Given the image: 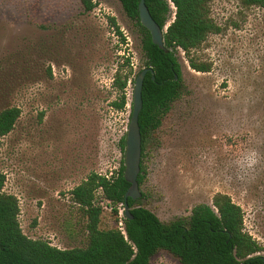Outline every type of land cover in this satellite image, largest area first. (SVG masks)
<instances>
[{
	"label": "rangeland",
	"instance_id": "1",
	"mask_svg": "<svg viewBox=\"0 0 264 264\" xmlns=\"http://www.w3.org/2000/svg\"><path fill=\"white\" fill-rule=\"evenodd\" d=\"M93 2L85 12L80 0H0V110H20L0 138L4 191L18 200L23 234L60 249L87 243L85 218L69 193L90 173L110 177L124 164L119 140L134 79L145 68L139 32L120 3ZM209 11L220 32L192 56L210 69L194 71L177 50L183 89L148 138L139 204L167 223L225 194L264 249V10L211 0ZM173 15L169 3L165 27ZM126 58L133 70L127 104L115 111L113 77ZM102 205L99 228H113ZM148 264L180 262L158 251Z\"/></svg>",
	"mask_w": 264,
	"mask_h": 264
},
{
	"label": "trees",
	"instance_id": "2",
	"mask_svg": "<svg viewBox=\"0 0 264 264\" xmlns=\"http://www.w3.org/2000/svg\"><path fill=\"white\" fill-rule=\"evenodd\" d=\"M128 19L134 22L141 38L144 67L151 68L142 85V108L138 117L141 135V163L138 185L142 182V160L150 134L155 131L162 117L181 96L183 83L176 52L181 50L191 69L206 73L209 65L197 62L192 51L210 34L220 32L210 17L211 0H145L152 19L163 29L169 13V2L174 6V17L163 34L167 52L153 45L148 31L138 18L140 0H117ZM85 12H91L93 0H80ZM246 7L264 10V0H241ZM114 32L122 38L119 28L111 19ZM191 54V55H190ZM125 68V70H123ZM133 75L132 65L126 58L113 77V85L119 92L111 103L112 109L122 111L127 104L125 89ZM137 76V75H136ZM264 103V89H261ZM132 107V103H131ZM17 107L0 110V138L9 134L18 118ZM124 151V137L119 140ZM124 167L110 177L90 173L83 182L74 187L69 195L85 218L87 243L81 248L60 249L40 239H31L23 234L19 221L17 198L4 191L5 176L0 174V264H148L158 251H167L180 264H264V249L243 227V211L225 194H216L211 205L199 204L192 208L186 219L161 222L155 214L127 199L130 219L121 218L119 205H124V196L129 187L123 178ZM100 200L107 202L114 217V227L100 229L103 207L96 203L97 191ZM100 202V201H99Z\"/></svg>",
	"mask_w": 264,
	"mask_h": 264
},
{
	"label": "water",
	"instance_id": "3",
	"mask_svg": "<svg viewBox=\"0 0 264 264\" xmlns=\"http://www.w3.org/2000/svg\"><path fill=\"white\" fill-rule=\"evenodd\" d=\"M138 18L142 27H144L149 35L153 45L159 49L167 50L164 47L163 34L166 27L161 29L150 16V13L145 5V0H140L138 4ZM147 73L153 74L151 68H143L134 79V86L132 91V107L129 124L126 129L124 139V171L123 178L129 187L124 196L123 216L130 219L129 210L127 206V199L135 201L141 198V192L138 185V176L140 174L141 163V135L138 126V117L142 108V85L145 75ZM151 79L154 80L153 75Z\"/></svg>",
	"mask_w": 264,
	"mask_h": 264
},
{
	"label": "built area",
	"instance_id": "4",
	"mask_svg": "<svg viewBox=\"0 0 264 264\" xmlns=\"http://www.w3.org/2000/svg\"><path fill=\"white\" fill-rule=\"evenodd\" d=\"M169 3H170V2H169ZM170 5H171L172 9L175 11L174 6H173L171 3H170ZM173 16H174V15H173ZM105 177H107V176H105ZM97 195H98L99 197L102 196V193H101V190H100V189L97 191ZM104 202H105V204H106V205H105V209L111 210V207H110V206H107V202L104 201V200H102V201L99 203L100 206L104 208V206L102 205V203H104ZM118 215H119V218H120L119 227H120V230L123 231V229H122V222H121V218L124 217V216H123V206H122V205H119V208H118Z\"/></svg>",
	"mask_w": 264,
	"mask_h": 264
}]
</instances>
